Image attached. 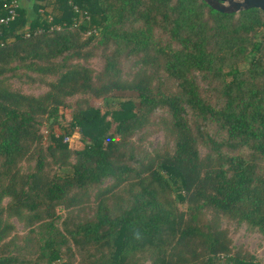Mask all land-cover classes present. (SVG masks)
I'll return each mask as SVG.
<instances>
[{
	"label": "trees",
	"instance_id": "16d2710c",
	"mask_svg": "<svg viewBox=\"0 0 264 264\" xmlns=\"http://www.w3.org/2000/svg\"><path fill=\"white\" fill-rule=\"evenodd\" d=\"M30 2L0 24V264H264L221 226L264 239V13Z\"/></svg>",
	"mask_w": 264,
	"mask_h": 264
},
{
	"label": "rangeland",
	"instance_id": "374dc122",
	"mask_svg": "<svg viewBox=\"0 0 264 264\" xmlns=\"http://www.w3.org/2000/svg\"><path fill=\"white\" fill-rule=\"evenodd\" d=\"M26 8L28 16L32 17L34 15V10L31 5L30 0L23 5ZM90 67L98 69L101 65V60L99 58H92L87 62ZM24 82L13 81V86L19 88L23 92L30 93V94H39L44 88L38 86L36 83L34 84H23ZM22 84V85H21ZM89 102L94 106L100 107V101L96 99H89ZM69 101H72L70 99ZM68 142H71V139L68 138ZM167 142L166 137L161 131L153 132L146 137V139L142 142L144 148L148 150L155 149ZM13 223L16 227L17 235H25L24 230L20 223L16 220H13ZM221 226L225 227L229 235L233 241L235 246L242 245L248 251L252 252L256 257L264 263V239L256 232L248 230L243 223H235L233 221H229L226 219H222Z\"/></svg>",
	"mask_w": 264,
	"mask_h": 264
},
{
	"label": "water",
	"instance_id": "95a60500",
	"mask_svg": "<svg viewBox=\"0 0 264 264\" xmlns=\"http://www.w3.org/2000/svg\"><path fill=\"white\" fill-rule=\"evenodd\" d=\"M212 9L221 13H235L257 8L264 13V0H203Z\"/></svg>",
	"mask_w": 264,
	"mask_h": 264
},
{
	"label": "built area",
	"instance_id": "2783aa9c",
	"mask_svg": "<svg viewBox=\"0 0 264 264\" xmlns=\"http://www.w3.org/2000/svg\"><path fill=\"white\" fill-rule=\"evenodd\" d=\"M6 10L5 15L0 17V24H8L17 16V9L20 7V0H2Z\"/></svg>",
	"mask_w": 264,
	"mask_h": 264
},
{
	"label": "crops",
	"instance_id": "0c3cea01",
	"mask_svg": "<svg viewBox=\"0 0 264 264\" xmlns=\"http://www.w3.org/2000/svg\"><path fill=\"white\" fill-rule=\"evenodd\" d=\"M29 0H20V3L22 4L23 3V5L25 4V3H27Z\"/></svg>",
	"mask_w": 264,
	"mask_h": 264
}]
</instances>
